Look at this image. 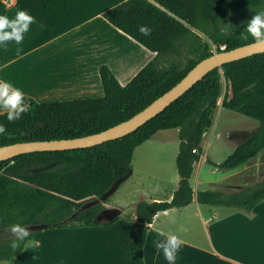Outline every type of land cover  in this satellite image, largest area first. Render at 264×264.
<instances>
[{
    "label": "trees",
    "instance_id": "trees-1",
    "mask_svg": "<svg viewBox=\"0 0 264 264\" xmlns=\"http://www.w3.org/2000/svg\"><path fill=\"white\" fill-rule=\"evenodd\" d=\"M264 12V0H127L104 14L105 19L137 43L156 54L126 86L108 66L100 77L104 95L73 101L40 104L29 100L21 119L8 121L0 147L30 141L85 137L105 131L143 111L177 85L200 61L214 53L255 42L246 27L232 31V21L247 22ZM151 29L144 35L140 26ZM225 47V50H222ZM230 88L222 108L257 120L260 126L223 162H206L221 171L250 164L264 152V53L224 65L173 102L137 131L117 140L83 149L45 151L0 162V234L15 223L44 229L100 226L97 219L108 209L107 200L81 212L100 199L120 178L132 171L138 147L158 132L179 131L176 159L179 186L171 200L137 204V222L130 245V264H147L145 245L158 213L182 209L194 201L191 185L194 165L203 156V138L212 124L223 91ZM196 150V151H194ZM200 205L251 212L264 202V180L234 192L199 191ZM41 230L31 231L34 238ZM14 236L0 238V263L12 262L24 252L11 247Z\"/></svg>",
    "mask_w": 264,
    "mask_h": 264
},
{
    "label": "crops",
    "instance_id": "crops-1",
    "mask_svg": "<svg viewBox=\"0 0 264 264\" xmlns=\"http://www.w3.org/2000/svg\"><path fill=\"white\" fill-rule=\"evenodd\" d=\"M126 1L0 0V14L14 18L17 10L26 9L36 19L20 45L10 41L6 48H0V80L21 88L26 101L40 104L102 97V66H108L126 86L156 56L105 19L106 12ZM202 147L204 154L203 143ZM206 160L194 165V201L180 210L158 213L150 224L147 264H166L153 247L161 232H171L185 242L176 264H264V202L247 212L197 201L199 191L234 192L227 190L233 186L234 174L252 164L222 171L221 175L215 172L218 177L210 179L205 174L211 172L208 166H213ZM256 178H261L260 172ZM179 180L178 175L172 190L164 194L167 196L141 198L140 194L139 198H126L124 204L120 199L114 203L109 199V208L97 219L100 226L43 229L34 237L41 246L35 250L25 247L11 264H130L137 204L171 200Z\"/></svg>",
    "mask_w": 264,
    "mask_h": 264
},
{
    "label": "rangeland",
    "instance_id": "rangeland-1",
    "mask_svg": "<svg viewBox=\"0 0 264 264\" xmlns=\"http://www.w3.org/2000/svg\"><path fill=\"white\" fill-rule=\"evenodd\" d=\"M246 26L247 21L244 18H237L231 24L232 31L237 33H240ZM227 92H230V88L223 79L222 96L212 118V124L203 138L206 152L201 161L210 157L212 161L215 160L214 162H223L240 143L260 126V123L255 119L222 108L223 98ZM179 143V131L167 130L158 132L151 140L138 147L132 162L133 174L107 201L110 199L114 203L120 199L124 204L126 198L130 200L133 197L139 198L140 194L141 198L143 196L148 198L153 194L167 196L164 194L166 192L168 194L172 190L173 181L175 177H178L176 159L179 153ZM250 165L251 167L234 174L233 186L228 187V191H236L264 180V152ZM208 167L211 172L205 174L207 178L214 179L218 177L217 174L223 173L221 170ZM196 169L198 172L199 165ZM215 172L217 174H213ZM259 172L261 178L257 179L256 174L259 175ZM28 230L31 232L33 228L28 227ZM12 236L14 235L11 229H6L0 234V238ZM6 263L11 264V262Z\"/></svg>",
    "mask_w": 264,
    "mask_h": 264
},
{
    "label": "water",
    "instance_id": "water-1",
    "mask_svg": "<svg viewBox=\"0 0 264 264\" xmlns=\"http://www.w3.org/2000/svg\"><path fill=\"white\" fill-rule=\"evenodd\" d=\"M264 53V45L257 46L255 42L237 47L232 50H225L214 53L212 56L200 61L188 74L171 90L152 102L143 111L134 115L114 127L97 134L88 135L74 139H61L52 141H30L15 143L0 147V162L7 161L20 155L45 152V151H65L72 149H83L104 144L108 141L121 139L145 125L167 109L173 102L194 87L199 81L203 80L210 72L221 69L224 65L236 62L253 55ZM132 175L129 171L124 177L118 179L111 189L100 199L93 200L84 204L81 209L73 215L76 218L81 212L86 211L100 202L107 200L117 189L127 181ZM33 231L46 228L45 225L32 226Z\"/></svg>",
    "mask_w": 264,
    "mask_h": 264
},
{
    "label": "clouds",
    "instance_id": "clouds-1",
    "mask_svg": "<svg viewBox=\"0 0 264 264\" xmlns=\"http://www.w3.org/2000/svg\"><path fill=\"white\" fill-rule=\"evenodd\" d=\"M33 23H36V19L26 9L17 10L14 18L0 14V48H6L10 41L20 45L24 40L25 33L29 31L30 25ZM139 30L144 35H150L151 32V29L143 25ZM245 31L246 34L242 33L245 40L250 35L257 46L264 45V12H257L247 22ZM20 52L21 49L18 47L17 53ZM25 96L26 93L21 88L15 87L7 80H0V111H6L8 121L19 120L24 113L29 111L30 104L26 101ZM5 132V125L0 122V134ZM10 229L15 237L11 241L13 249H18L22 243L25 247H31L34 250L41 246V241L31 238L28 226L15 223L10 226ZM183 230L187 231V228ZM159 235L160 239L153 243L155 252L162 254L166 264H176L185 242L171 232H161Z\"/></svg>",
    "mask_w": 264,
    "mask_h": 264
},
{
    "label": "built area",
    "instance_id": "built-area-1",
    "mask_svg": "<svg viewBox=\"0 0 264 264\" xmlns=\"http://www.w3.org/2000/svg\"><path fill=\"white\" fill-rule=\"evenodd\" d=\"M222 50H225V47H222ZM194 151H196V150H194Z\"/></svg>",
    "mask_w": 264,
    "mask_h": 264
}]
</instances>
